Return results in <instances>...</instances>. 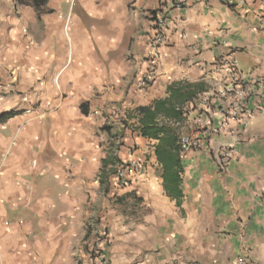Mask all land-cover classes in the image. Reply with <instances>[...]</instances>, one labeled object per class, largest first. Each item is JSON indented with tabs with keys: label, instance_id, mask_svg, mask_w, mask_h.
Returning a JSON list of instances; mask_svg holds the SVG:
<instances>
[{
	"label": "crops",
	"instance_id": "crops-1",
	"mask_svg": "<svg viewBox=\"0 0 264 264\" xmlns=\"http://www.w3.org/2000/svg\"><path fill=\"white\" fill-rule=\"evenodd\" d=\"M183 1L0 0V264H264V114L226 115L264 109V0ZM163 129L202 139L168 173Z\"/></svg>",
	"mask_w": 264,
	"mask_h": 264
},
{
	"label": "built area",
	"instance_id": "built-area-1",
	"mask_svg": "<svg viewBox=\"0 0 264 264\" xmlns=\"http://www.w3.org/2000/svg\"><path fill=\"white\" fill-rule=\"evenodd\" d=\"M184 3L183 0H175V4L177 7L182 6ZM167 7L162 4L161 8L154 13L155 15L151 14V19L154 23V37L152 40V46H151V54H150V67L153 69V71L156 70L158 63L161 59V47L165 43V28H166V22H167ZM232 72L235 75L236 71V65L233 62L232 65ZM154 81V76L151 77L148 81L144 80L141 82V85L144 87H147L150 82ZM227 117L230 118H235L239 117L243 121L250 120L251 118L254 117L256 114H264V109H259L258 111L255 112H244L240 108L237 109H232L228 110L226 112ZM199 124L202 125L203 122L202 120L199 121ZM201 137L197 136L195 134L193 135H185L180 137L179 139V146L182 154H192L201 149ZM232 152L234 151H229L228 149H221L218 154H217V165L221 170L226 171L228 169V161L230 160L232 156ZM139 170V165L138 164H132V165H127V164H120L119 167L116 170V176L117 179H119L121 182L125 180L126 178V173H136ZM262 199V204L264 206V195L261 196ZM96 240H95V246L92 247L91 251L88 253V256L90 260L92 261V264H108L107 258L105 257L103 253V248L106 246L109 242L107 235H96Z\"/></svg>",
	"mask_w": 264,
	"mask_h": 264
},
{
	"label": "trees",
	"instance_id": "trees-1",
	"mask_svg": "<svg viewBox=\"0 0 264 264\" xmlns=\"http://www.w3.org/2000/svg\"><path fill=\"white\" fill-rule=\"evenodd\" d=\"M152 15H155V14L153 13ZM179 97L180 95H177L175 97V100L179 99ZM160 103L161 102L157 103V109H160V106H159ZM140 111L142 113H145L146 115V120L143 121V128L141 129V134L145 137L148 136L150 138H158L159 137L158 133L161 130L154 129L155 122H154L153 114L152 113L150 115L148 114L149 113L148 108H141ZM167 113L169 115L177 116L176 114H173L170 111H167ZM12 116L13 114L0 115V124H4L8 122ZM163 130L166 132L165 133V144L164 146L162 144H159L156 147V154H157L158 160L164 164L165 170L168 173L174 167V165H176L180 161L179 153L181 152V150L179 146V136L175 134L172 130H165V129ZM118 162L119 161H117V163ZM104 163H105L104 164L105 167L103 168V171L101 174V184L102 185H105V183H107L110 173L114 174L115 172L113 169L108 172V170L106 169L107 160H105ZM173 182H174V179L170 177V183L172 185H173ZM106 192H108V190H106Z\"/></svg>",
	"mask_w": 264,
	"mask_h": 264
}]
</instances>
